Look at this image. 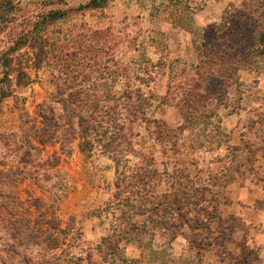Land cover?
Returning <instances> with one entry per match:
<instances>
[{"label":"rangeland","instance_id":"1","mask_svg":"<svg viewBox=\"0 0 264 264\" xmlns=\"http://www.w3.org/2000/svg\"><path fill=\"white\" fill-rule=\"evenodd\" d=\"M89 1L0 0V264H39L42 253L72 264L70 252L107 236L117 249L103 242L104 264H201L208 243L229 233L232 223L229 217L211 220L218 213L214 198L224 199L212 183L222 184L264 157V0H99V6L84 7ZM52 11L64 14L28 32ZM27 41L47 54L42 61ZM241 43L251 52L238 71L240 58L230 55ZM67 51L72 54L66 59ZM213 69L226 78L215 79ZM19 72L29 79L18 84ZM60 84L64 93L54 98ZM90 85L111 90L131 109L118 106L129 145L118 146L113 125L92 134L91 155L79 140L65 147L37 139L24 143L40 103ZM126 92L132 99L123 97ZM179 106L188 115L180 121ZM133 114L137 121L131 123ZM149 159L160 171L155 178L162 179L156 195L168 196L169 206L173 194L184 197L185 190L199 198L198 204L184 202L173 218L168 213L166 219L174 220L168 228L150 213L152 194L136 179ZM180 181L186 184L175 185ZM56 216L65 221L63 229L69 222L80 230L78 244L71 232L65 245L54 247ZM118 228L131 233L119 237ZM25 232L36 238L23 240ZM237 258L234 264H258V250Z\"/></svg>","mask_w":264,"mask_h":264},{"label":"trees","instance_id":"2","mask_svg":"<svg viewBox=\"0 0 264 264\" xmlns=\"http://www.w3.org/2000/svg\"><path fill=\"white\" fill-rule=\"evenodd\" d=\"M99 0H90L88 3H86L84 5V7H95L98 5ZM99 6V5H98ZM64 12L61 11H52L46 15H44L42 17V19H38L36 21H34L33 26L30 27L28 29V32H33L38 30L39 28H42L43 25H45V23H47V19H57L61 16H63ZM29 34V33H28ZM29 37V36H27ZM26 42V41H25ZM28 42V41H27ZM31 46L33 48L36 49V59L38 57V61H42V59H44L43 57L45 55H47L46 53H44V55L42 54L44 51L43 49H40L37 51V47L35 46V43H32L31 41H29ZM28 42V43H29ZM264 45V33H262L259 37V45ZM236 49H238L237 51H235L234 55H230V58H237L239 57L240 59H238L236 67L234 68V70H240L242 69V65L247 64L248 59H249V55H250V47L248 46V44H243L241 43L240 46L237 45ZM261 52H264V50L261 49ZM66 53V59L70 56L69 51L65 52ZM42 54V55H41ZM218 56V55H216ZM223 60V55L220 56L219 61ZM217 59H213V65L215 63H217ZM10 63V62H9ZM69 65V62H66V66ZM215 66V65H214ZM216 68V67H215ZM218 69V72H221V70ZM233 70V71H234ZM217 70L213 69V71H211V73H215L217 76L215 77V79L220 78V79H224L226 78V75H223L222 73H220V75L218 73H216ZM104 75H102L103 77ZM232 75L229 74L228 77H230ZM25 77L27 79H29V75L28 73H21L19 72L17 74V79H18V84L21 83V78ZM102 77H99V81L101 80ZM86 79H89L88 77H85ZM111 90H105V91H100L98 90L96 87H94L93 85H90L88 88L83 89V88H78V89H73V87H70L69 91L67 92V94L65 95L66 97L63 99H59L56 98L55 100L52 98L50 101H43L42 103L39 104V113H38V118L36 117L34 120V122L31 124L30 126V131L24 133V143H30L32 144V140L37 139L38 142L42 145H46L48 142H53V143H57L60 142V144L65 147V145H68L76 140H79V145L80 148L83 152L87 153L88 155H91V146L95 145V140H93V138L91 136L97 134H100L101 128H105V129H109V126L113 125L115 128L114 133L112 134H116V132L118 131V146H120L121 143L125 142L128 143V145L131 143V139H128L127 135L124 134L125 132V122L122 121V113L121 116H118V106L119 104H122V109H126L131 113V109L127 107V104H123L121 102V97L120 96H116V93L110 95ZM64 93V89L63 87L60 85H57V89L54 92V98L56 97V95H61ZM10 94V92L5 93V96H8ZM124 98H128V99H132L133 94L132 92H126L125 95L123 96ZM118 98V99H117ZM114 100V104L112 105H104V103H107L109 101ZM61 104V107L59 109V105ZM192 104V103H191ZM124 107V108H123ZM182 113L183 119H186L188 117L186 111H185V107L183 108V106H179L178 107ZM196 110V108H195ZM146 115V113H145ZM131 123H134L136 120H134L133 118L135 117V115H131ZM144 116V113H142L141 118ZM120 120V121H118ZM157 123H159L158 125H164V123H160L159 121H157ZM160 127V126H159ZM181 128L185 127V122L181 123L180 125ZM34 128V131H32V129ZM62 131V132H61ZM61 132V133H60ZM108 130L105 131V133H107ZM122 133V134H121ZM93 134V135H92ZM114 137H116L114 135ZM116 144V143H115ZM138 154V153H136ZM140 156H142L143 159H146V155L145 154H140ZM50 157H52L51 160L58 162L59 161V155H57L56 153H53ZM21 160L23 162H27V158L25 155H22ZM148 167L145 168V165H140V170L141 171H136L137 172V180H138V184L139 185H143V186H148V189L150 191V193L152 194V199L149 200L150 203L153 205L151 207V209L149 210L150 213L154 212L156 215L159 216V220L158 223L160 225H164L166 228H168V225H170L171 223L174 222L171 221V219H166V215H168V213H171L172 215H170L172 218L174 217L173 213H177V214H181V209L182 206L184 204V202H186L187 204L189 203H194V204H198V197L197 196H191L189 195L186 190L182 192L183 196H180V193H174L173 194V201L172 205L169 206L168 201H165V199H168V196L162 195V196H158L156 195L157 192V188L159 187V183L160 181H162V179L160 178H155V176H159L161 177L160 171L156 166V161L154 159H149V162H147ZM186 175V176H185ZM151 177V179H150ZM186 179L188 178L189 180L192 179L191 175L189 173H185L184 176ZM182 183L186 184L184 181H182ZM181 181L180 182H176V184H178V187L182 186ZM216 184H219L218 182H214L212 183V187H214ZM128 186H132L131 183H128ZM168 192V191H167ZM208 193H211V190H208ZM161 198L157 201H153V198ZM181 198H183V202L181 203ZM170 199V198H169ZM180 200V201H179ZM41 201V200H40ZM214 205H212V207L218 211V213L215 215V218L213 217V221H216V219H218L220 222H222L223 220H225V218L222 217V215L220 214L219 211V201L216 200L214 198ZM39 203V200H36V204ZM126 205H128L126 203ZM173 206V207H172ZM175 207V208H174ZM178 210V212H177ZM56 212V211H55ZM210 215V213H208ZM44 217V215H43ZM155 215H153V220ZM123 218V217H122ZM57 222L55 224V228H57L58 232L56 233L57 237L54 238L56 240V242L53 240L54 243V247L57 248L59 247L61 243H63V245L66 244V240L67 237L71 235V232H73V235L69 238H71V240H73L74 242L77 243V241L79 240V238H81V232L80 230L78 231V229L76 230V232L73 230L74 228L72 226H70L69 222H67V226L66 228H62V222H65L64 220H61L58 216H56ZM125 219V218H123ZM209 219V218H208ZM189 220V219H188ZM232 221V223L229 226V233H225L224 231H222L220 233V237H215L214 241H221V242H226V241H231L233 240V233L236 230V223L233 220V218L230 219ZM187 219L181 220L179 221L181 223V226L185 225ZM129 225H132L131 227H134L132 222H128L126 221ZM143 228H144V224L142 223ZM180 225V224H179ZM25 226V223H24ZM25 229L26 232H29L28 229H30L29 225H26L25 227H23ZM142 228V229H143ZM119 229V230H118ZM116 231H121L122 228H118ZM22 233V238L23 240L26 239V241H32L34 238H36V236L34 234H27V233ZM62 232H64V236L62 237L61 234ZM131 233V230H125L123 232H118V236L119 237H123L124 235L126 236V234ZM124 234V235H122ZM221 238V240H220ZM107 242L109 241V243L111 244V248L112 252H114V250L117 249V244L115 242V238H113L112 236H107L105 238H103V240L100 243H97L95 246H89L87 249H83L80 248V251L76 254L73 255L71 252L70 254V260L72 262V264H104L105 258L103 257V255H101V252L103 250V242ZM209 242L208 246L212 245V243L214 242ZM104 242V243H105ZM79 246V245H78ZM62 251H65L64 249ZM17 252V251H15ZM18 253V252H17ZM54 257L56 256H51L49 254L46 253H42L41 256H39L40 258V262L39 264H58L54 259ZM59 257V256H58ZM56 257V258H58ZM19 264V263H16Z\"/></svg>","mask_w":264,"mask_h":264},{"label":"crops","instance_id":"3","mask_svg":"<svg viewBox=\"0 0 264 264\" xmlns=\"http://www.w3.org/2000/svg\"><path fill=\"white\" fill-rule=\"evenodd\" d=\"M182 117L180 111L177 120ZM214 187L222 189L220 196H224L219 203L220 214L233 218L236 230L233 240L214 241L203 254L201 264H234L237 257L254 247L258 250V264H264V157L260 155L254 164Z\"/></svg>","mask_w":264,"mask_h":264}]
</instances>
